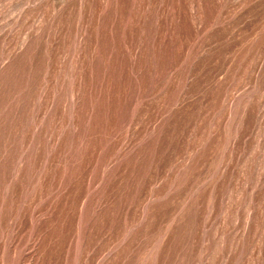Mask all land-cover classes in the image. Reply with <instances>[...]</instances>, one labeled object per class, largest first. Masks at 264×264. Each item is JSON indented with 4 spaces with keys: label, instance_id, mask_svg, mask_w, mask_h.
Returning <instances> with one entry per match:
<instances>
[{
    "label": "rangeland",
    "instance_id": "1",
    "mask_svg": "<svg viewBox=\"0 0 264 264\" xmlns=\"http://www.w3.org/2000/svg\"><path fill=\"white\" fill-rule=\"evenodd\" d=\"M0 264H264V0H0Z\"/></svg>",
    "mask_w": 264,
    "mask_h": 264
}]
</instances>
